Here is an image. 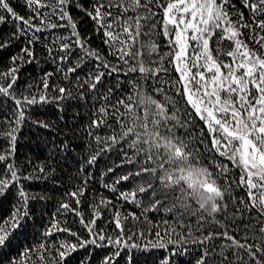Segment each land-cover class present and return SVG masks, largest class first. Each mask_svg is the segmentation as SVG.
I'll return each mask as SVG.
<instances>
[{
	"label": "snow or ice",
	"instance_id": "snow-or-ice-1",
	"mask_svg": "<svg viewBox=\"0 0 264 264\" xmlns=\"http://www.w3.org/2000/svg\"><path fill=\"white\" fill-rule=\"evenodd\" d=\"M72 5L24 0L29 14L21 15L10 0H0V25L14 29L0 49L24 38L10 66L0 70V123L6 128L0 133V264H71L86 246L110 247L97 264H118L122 255L125 264H141L138 257L147 256L151 264H171L178 245L198 249L194 264H264V0H92L87 8L76 5L92 23L87 36ZM93 34L115 62L87 44ZM158 37L166 38L163 53ZM37 43L69 83V73L84 71L75 76V87L86 83L92 96L85 131L95 151L80 169L100 155H115L101 175L123 169L106 187L139 205V215L123 213L111 197L95 193L89 203L92 173H86L47 220L36 223L40 194L22 181L55 168L18 159V139L29 121L50 127L32 119V112L49 103L60 109L73 98L62 84L50 85L51 70L20 85L22 64L39 59ZM113 73L115 83L101 89ZM124 73L130 78L121 79ZM76 95L87 102L85 91ZM126 183L131 190L118 187ZM241 189L243 196L237 195ZM161 209L173 218L150 220L147 213ZM69 214L80 232L66 226ZM98 219L111 222L117 234L98 227ZM157 248L169 251L157 258ZM93 255L77 264H93Z\"/></svg>",
	"mask_w": 264,
	"mask_h": 264
},
{
	"label": "trees",
	"instance_id": "trees-1",
	"mask_svg": "<svg viewBox=\"0 0 264 264\" xmlns=\"http://www.w3.org/2000/svg\"><path fill=\"white\" fill-rule=\"evenodd\" d=\"M12 6L21 15H27L28 10L24 6V0H10ZM92 0H73V5L70 11L73 17L77 21V27L82 36H87L88 32L92 31V23L89 18L85 17L84 13L80 11L76 5L84 3L87 8ZM14 29H10L8 25H0V43L3 42L4 36ZM53 31V30H50ZM64 31L67 32L68 28L65 26ZM48 36V33H45ZM246 38V37H245ZM21 36L19 40L13 41L7 47L0 49V70L10 66V56L16 54L20 50L21 42L23 41ZM166 39L158 37L156 43L161 45V52L167 50V45L162 43ZM87 44L93 48L98 49L103 55L110 61H114V57L107 52L106 46L102 43L99 35L93 34L87 38ZM214 45V41H213ZM226 48L228 44H224ZM76 51L75 49L73 50ZM34 52L39 59H34L30 62H24L20 68L19 80L20 85H27L30 82H38L42 76V70L53 72V76L49 78L50 85L53 83L62 84L66 89H70L73 92V98L66 100L63 107L58 109L54 103H49L48 106L40 111L31 113L32 119H42L45 123L49 124L50 127H38L34 126L30 121L25 123L21 129V133L17 143V157L20 160L30 159L35 165L37 162H44L46 170L48 167L55 168L54 172H51L48 176H42L38 179H27L25 178L22 182L32 192L40 194L37 198L38 202L34 205L35 220L39 224L42 220L46 221L47 216L50 215V209L55 210L57 207V201L61 200L62 197H67L68 192L72 189L73 185L79 183L77 177H83L86 173H92V178L88 180L89 189L85 194V198L89 199L91 203V197L95 193L97 196L111 197L116 204L119 205L121 212L130 213L137 212L140 214L139 205H134L129 201H123L118 199V196L113 193L112 189L106 187L107 183L111 182L112 177L116 172H123V169H117L114 172H104L106 165L110 166L111 162L115 160V155H100L97 157L95 163L87 165L80 169V164L87 160V157L95 151V145L89 143L87 132L85 131L86 126L89 123V117L92 114V96L89 95L87 89L88 85L85 83L83 89H77L75 87L76 81L75 76L84 75L83 70H78L74 75L69 73V81L63 79V76L56 70L54 65L47 59V51L39 43L35 44ZM27 59V58H26ZM92 59V58H90ZM94 62V60H93ZM19 63V62H18ZM67 63V62H66ZM83 69V66H81ZM169 71L171 69L169 68ZM129 74L124 73L121 79H129ZM173 80L176 79L174 75ZM116 74L113 73L111 76H105L104 85L99 87L103 89L110 83H115ZM121 87H125L121 85ZM51 91V88L49 89ZM85 91L86 100L82 101L77 91ZM55 94V93H54ZM102 95V93H101ZM115 97H113V100ZM112 100H109V104ZM99 105H97L98 107ZM6 131L3 123H0V133ZM3 137L0 136V151L3 150ZM2 164V162H0ZM27 171L31 172L34 169L30 168ZM122 190H131L132 184H120L118 185ZM237 195L243 196L244 190H238ZM43 197V199H41ZM69 203L74 207L76 206L72 199L69 197ZM80 209L84 212L85 219L89 218V210L85 208L84 204L80 205ZM148 217L152 221L159 220H171L172 214H164L163 209L160 212H148ZM69 218L72 221L67 224V227L73 228V231L80 232L82 226H80L75 217L69 214ZM129 219H131L129 217ZM143 217H141V220ZM194 220V217H193ZM97 226L106 229L107 231L114 232L111 222H105L104 220L98 219ZM163 234V233H162ZM65 237L71 242L74 238L71 234L65 233ZM175 238V237H173ZM180 251L172 254L171 264H194L197 251L196 247L191 245L177 246ZM108 249H100L96 246H86L83 249H78L72 256L71 264H77V261L81 258H87L89 252H94L91 257L93 264H97L98 259ZM136 251V250H133ZM168 248L159 249L157 248L154 255L157 258H162L163 255L167 254ZM141 264H151L152 257H138ZM118 264H125L123 255L119 258Z\"/></svg>",
	"mask_w": 264,
	"mask_h": 264
}]
</instances>
